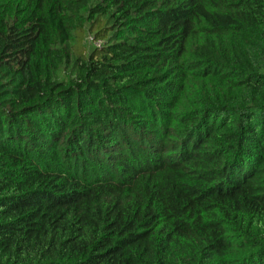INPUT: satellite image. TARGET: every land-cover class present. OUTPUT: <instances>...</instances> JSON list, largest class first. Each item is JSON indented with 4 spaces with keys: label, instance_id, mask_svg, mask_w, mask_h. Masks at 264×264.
<instances>
[{
    "label": "trees",
    "instance_id": "obj_1",
    "mask_svg": "<svg viewBox=\"0 0 264 264\" xmlns=\"http://www.w3.org/2000/svg\"><path fill=\"white\" fill-rule=\"evenodd\" d=\"M0 264H264V0H0Z\"/></svg>",
    "mask_w": 264,
    "mask_h": 264
}]
</instances>
